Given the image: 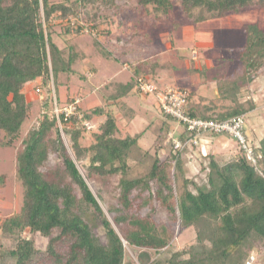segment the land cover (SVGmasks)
Returning a JSON list of instances; mask_svg holds the SVG:
<instances>
[{"label": "trees", "instance_id": "16d2710c", "mask_svg": "<svg viewBox=\"0 0 264 264\" xmlns=\"http://www.w3.org/2000/svg\"><path fill=\"white\" fill-rule=\"evenodd\" d=\"M96 1L0 0V131L7 136V145L21 137L22 126L31 110L26 88L37 81L36 87L44 92L43 115L23 135L22 149L16 155V174L23 186L22 205L19 211L0 217V237L10 243L3 253L0 249V263L246 264L251 256L253 264L261 263L264 258V136L253 145L246 135L254 163L232 137L238 150L229 159L223 161L218 154H205L208 163H201L200 171L206 173L201 183L184 176L181 155L186 148L170 150L163 158L156 157L145 174L129 177L127 158L141 133L124 137L116 134L113 101L133 89L136 77L146 75L139 72V67L132 66L136 76L124 84L118 83L119 88L103 104L90 109L80 105L79 117L66 120L60 117L65 143L53 113L49 83L52 77L57 87L60 72L76 74L77 71L72 65L73 54L54 41L53 27L73 13L81 12L84 19L85 8ZM136 2L140 6L150 5L164 16L174 7L173 0ZM179 2L194 22L238 13L254 5L264 6V0ZM64 26V33L70 29L79 33L83 28L78 23H64ZM238 58L242 63L241 72L217 85L219 96L232 102L230 109L207 114L190 106L189 98L186 109L190 116L221 120L239 113L242 88L264 66V30L258 25L245 26V40ZM162 115L160 134L165 135L175 119ZM95 116H102L103 120L92 134L93 141L83 145V135L92 130H86L84 122L92 121ZM174 133L181 139L186 136V131ZM50 155L60 161L45 168ZM84 159L81 172L77 164ZM176 173L181 177L179 194L172 178ZM114 175H119L114 199L105 203L102 191L94 192L88 183L96 177L104 179ZM159 209L165 211V219L157 218ZM189 226L195 229L196 243L175 248L177 231ZM36 233L47 238L43 250L29 236ZM125 243L135 250L136 262L125 259Z\"/></svg>", "mask_w": 264, "mask_h": 264}, {"label": "rangeland", "instance_id": "374dc122", "mask_svg": "<svg viewBox=\"0 0 264 264\" xmlns=\"http://www.w3.org/2000/svg\"><path fill=\"white\" fill-rule=\"evenodd\" d=\"M173 3V9L164 16L157 14L150 5H138L136 0H97L85 8L84 23L87 24L88 30L83 29L75 33L70 29L69 33H64L65 21H62L64 19L59 21V24H55L54 41L73 54L72 65L77 73L60 72L57 87L51 77L49 83L51 96L56 94L60 99L58 103L75 95L81 96V105L86 109L99 105L102 103V94L104 98L112 95L111 87L114 81L129 79V71L121 69L126 68L127 63L129 69H132V66L139 67V72L148 75L151 80L160 84V87L185 86L195 93L207 92V97L205 96L204 99L208 102L204 105L207 111L212 109L211 107L219 112L230 109L232 102L220 96L212 98L211 90L217 88L219 82L232 80L241 72L242 63L238 57L239 49L245 40V26L256 24L264 30V6L254 5L243 8L238 13H228L222 17L194 22L181 9L179 0H173ZM89 28L94 29L95 34ZM115 45H118V49L121 45L124 54L116 50ZM129 45H133L132 48ZM92 69L94 71L97 69V72L90 77ZM116 72L119 74L117 75ZM135 76L136 74H133V77ZM110 77H114V80ZM102 80L105 83L100 89L99 84ZM37 85L39 82L36 81L26 88V98L31 102V110L22 126L21 137L13 144L7 145L5 143L7 136L0 131V176L3 177V181L0 178V217L19 211L22 205L23 186L16 174V155L22 149L23 135L37 124L44 112L42 108L44 92L36 93ZM125 99L130 106L125 104L119 106L115 118L116 134L124 137L141 133L137 145L131 149L127 158L130 168L129 177H137L147 172L156 157L163 158L170 150L176 149L171 131L179 134L180 130L175 131L170 128L165 135L160 134L164 115L155 110L154 98L151 95L133 90ZM238 101L239 113L245 114L247 130L251 134L249 141L255 145L264 136V66L256 72L253 81L242 88ZM207 113L211 114V112ZM102 120V116L93 118L94 128L83 135L81 139L83 145L93 141L92 134ZM171 122L172 125L178 124L173 120ZM61 135L67 144L64 133ZM190 148L192 146L186 148V151L192 150ZM237 148L235 140H230L226 150L221 152L215 150L210 153L218 154L225 161L233 156ZM201 151L203 150L199 149L196 156L186 155V152H182L181 155L184 162V176L193 177L198 183L204 181L203 178L206 177L205 171H200L201 163H208L204 157L206 152ZM58 161L60 160L55 155H50L45 168L53 166ZM84 164L85 159L77 164L81 172L84 171ZM172 178L175 180L176 193L179 194L181 177L176 173ZM118 179L119 175L104 179L96 177L88 184L94 192L101 190L105 203H110L114 199ZM188 187L192 188L191 185ZM102 207L106 210L103 203ZM107 216L110 218V215ZM157 218H166L163 209L158 210ZM29 236L33 238L38 249L45 248L46 237L38 233ZM174 243L175 248L178 249L186 244L196 243L193 226L177 231ZM9 244L8 240L0 237L1 253ZM125 249V259L136 262L135 250L126 243ZM257 264H264V258Z\"/></svg>", "mask_w": 264, "mask_h": 264}, {"label": "built area", "instance_id": "2783aa9c", "mask_svg": "<svg viewBox=\"0 0 264 264\" xmlns=\"http://www.w3.org/2000/svg\"><path fill=\"white\" fill-rule=\"evenodd\" d=\"M56 20L53 19V22ZM65 23L69 25H76V23L83 25V29H87V24L84 23L82 19V14L77 13L69 15L65 20ZM43 27L45 23L43 21ZM86 27V28H85ZM91 32L95 30L89 28ZM195 52V51H194ZM135 90L144 95H151L161 113L170 115L175 121L182 126V130L179 133L186 131V136L184 139L178 137L173 131L172 140L175 142V148L179 151L188 148L189 146H198L199 139L204 134L210 133H225L229 137L234 138L245 151V154L248 158L254 163L252 148L249 146L246 134H245V114L238 113L236 115L227 117L221 120L215 119H203L201 117L190 116L187 113V104L190 98V91L183 87H176L172 85H165L159 87L156 85L150 78L146 76L136 77V83L134 86ZM35 92L40 93V87H35ZM53 99V113L55 115L57 124L60 128L61 133L63 130L61 127L60 117H63L65 120L70 119L71 117H79V107L81 105L82 97L81 96H72L67 99L64 104L58 103V100L55 94L52 97ZM84 127L86 130H91L94 128L92 121L84 122ZM169 132V133H171ZM174 144V143H173ZM175 149V150H176ZM254 258L251 256L246 264H253Z\"/></svg>", "mask_w": 264, "mask_h": 264}, {"label": "crops", "instance_id": "0c3cea01", "mask_svg": "<svg viewBox=\"0 0 264 264\" xmlns=\"http://www.w3.org/2000/svg\"><path fill=\"white\" fill-rule=\"evenodd\" d=\"M118 45H115V49L117 50L118 49V47H117ZM130 46V45H129ZM132 46L133 45H131L130 47L132 48ZM124 47V46H123ZM111 48H113V47H111ZM122 46L120 45V47H119V49L118 50H120L121 51V54H124V50L122 51ZM121 61V60H120ZM122 65V64H121ZM126 65V68H121V69H125V70H127V71H129V79H131V77H133V70L132 69H129V65L126 63L125 64ZM122 67V66H121ZM196 70V69H195ZM92 74H90V77H92L93 76V74L94 73H96L97 72V69H96V71H94L93 69H92ZM116 74L118 75L119 74V72H116ZM89 75V74H88ZM88 75H86V76H88ZM146 77H148V75H145ZM197 77V76H196ZM111 78V77H110ZM149 78V77H148ZM84 79H86V78H84ZM112 80H114V77H112L111 78ZM129 79H127V81H114V85L111 87L112 88V91H111V93L113 94V93H115V91H116V89L117 88H119V86H118V83L119 84H124V83H126V82H128L129 81ZM105 80V79H104ZM104 80H102L101 81V83L99 84L100 85V89H102L103 87H104ZM199 80V79H198ZM153 81V80H152ZM154 82V81H153ZM155 83V82H154ZM156 85L158 84V83H155ZM158 86L160 87V84H158ZM161 87H163V86H161ZM176 87H183V88H186V89H188L189 91H190V101H189V105L190 106H193V107H195L196 108V110H199V111H202V112H205V113H207V112H213V111H216V112H219V111H217V110H215L214 109V107H211L212 109H209L208 111L207 110H205L207 107H205L204 105H206L208 102L207 101H205L204 99H205V96L207 97V92H204V93H195L194 91H192L191 89H189V88H187V87H185V86H176ZM214 89H215V91H214ZM213 90H211V97L213 98V97H218L219 96V94H218V90H217V88H214ZM133 90H135V88L133 87V89L130 91V92H128L125 96H123L122 98H118V99H116L115 101H113V110L115 111V116L117 115V111H118V108H119V106L121 105V104H125L126 106H130L129 104L130 103H128L127 101H126V97H128L129 95H131V93H132V91ZM215 95H214V94ZM111 96V95H110ZM66 97H64V99H65ZM106 98V97H105ZM105 98H104V95L102 94V96H101V99H102V103H104V100H105ZM64 99H62V100H64ZM67 99H65L63 102H62V104L66 101ZM81 103H82V101H81ZM101 103V104H102ZM101 104H99V105H101ZM198 104H200V105H198ZM96 106V105H95ZM154 106H155V110L157 109V111H159V109H158V107H157V104H156V102H155V100H154ZM82 108H84L83 106H82ZM84 109H86V108H84ZM90 109V108H89ZM135 109V108H134ZM221 112V111H220ZM208 114V113H207ZM173 121H175V120H173ZM245 122H246V119H245ZM177 123V122H176ZM170 128L171 129H174L175 131H177V130H182V126L180 125V124H176V125H172L171 124V126H170ZM248 128H247V126H246V123H245V128H244V130H245V133H246V135H247V137H248V140H250L251 139V134L248 132V130H247ZM249 137H250V139H249ZM230 140H233L232 138H230L229 136H227V135H224V134H216V135H210V134H205V135H203L202 137H201V139H199V145L198 146H196V147H194V146H192V148H190V149H192V150H187L186 151V155H192V156H196L198 153H199V149L200 150H203V151H201V152H206V154L207 153H210V151L211 152H213V151H215V150H220V152L221 151H224V150H226L225 148H226V146H228L229 144H230ZM250 142V141H249ZM204 147V148H203Z\"/></svg>", "mask_w": 264, "mask_h": 264}]
</instances>
